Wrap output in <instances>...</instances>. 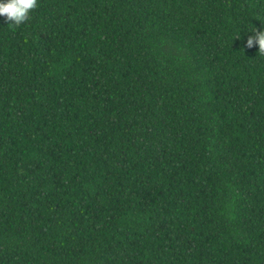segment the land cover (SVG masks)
<instances>
[{"label": "trees", "instance_id": "1", "mask_svg": "<svg viewBox=\"0 0 264 264\" xmlns=\"http://www.w3.org/2000/svg\"><path fill=\"white\" fill-rule=\"evenodd\" d=\"M261 23L264 0L0 20V264H264V53L235 38Z\"/></svg>", "mask_w": 264, "mask_h": 264}, {"label": "clouds", "instance_id": "2", "mask_svg": "<svg viewBox=\"0 0 264 264\" xmlns=\"http://www.w3.org/2000/svg\"><path fill=\"white\" fill-rule=\"evenodd\" d=\"M36 6L37 0H0V20L18 26L29 18L31 10ZM251 32L244 37L237 33L235 38L242 39L244 47L258 46V51L264 53V24L261 23L259 30L253 26Z\"/></svg>", "mask_w": 264, "mask_h": 264}]
</instances>
